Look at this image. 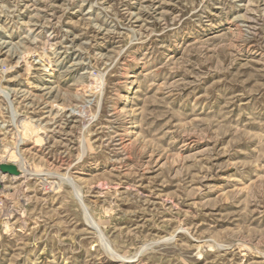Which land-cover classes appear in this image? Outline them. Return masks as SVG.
Returning <instances> with one entry per match:
<instances>
[{"label": "rangeland", "instance_id": "374dc122", "mask_svg": "<svg viewBox=\"0 0 264 264\" xmlns=\"http://www.w3.org/2000/svg\"><path fill=\"white\" fill-rule=\"evenodd\" d=\"M0 158V264H264V0H0Z\"/></svg>", "mask_w": 264, "mask_h": 264}, {"label": "water", "instance_id": "95a60500", "mask_svg": "<svg viewBox=\"0 0 264 264\" xmlns=\"http://www.w3.org/2000/svg\"><path fill=\"white\" fill-rule=\"evenodd\" d=\"M2 169L11 173H17L16 169L13 166H4Z\"/></svg>", "mask_w": 264, "mask_h": 264}, {"label": "bare ground", "instance_id": "6f19581e", "mask_svg": "<svg viewBox=\"0 0 264 264\" xmlns=\"http://www.w3.org/2000/svg\"><path fill=\"white\" fill-rule=\"evenodd\" d=\"M19 131H20V130H19ZM39 144H40V143H39ZM15 153H16V152H15ZM1 158H2V157H1ZM1 158H0V159H1ZM4 160H5V159H4ZM21 160H22V159H21ZM21 160H20V161H21ZM7 161H8V160H7ZM20 163L22 164V163H23V161H22V162H20ZM7 164H9V163H7ZM22 166H23V165H22Z\"/></svg>", "mask_w": 264, "mask_h": 264}]
</instances>
